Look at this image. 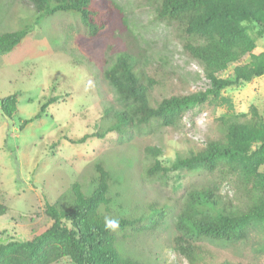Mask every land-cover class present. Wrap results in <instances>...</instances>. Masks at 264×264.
Listing matches in <instances>:
<instances>
[{
	"label": "rangeland",
	"instance_id": "374dc122",
	"mask_svg": "<svg viewBox=\"0 0 264 264\" xmlns=\"http://www.w3.org/2000/svg\"><path fill=\"white\" fill-rule=\"evenodd\" d=\"M94 2L109 8L106 26L97 36H91L73 13L41 16L28 0H0V35L27 30L17 46L0 51V97L15 93L18 98L11 118L0 112V200L9 207L0 216V241L10 235L29 238L50 226L46 200L68 201L75 181L89 185L87 193H91L94 184L89 182L98 175L97 163H102L112 175L114 214L139 215L155 202L167 206L161 223L126 247L156 264H190L174 247L175 222L187 190L217 182L225 199L235 203L245 193L236 189L233 176L199 165L155 177L148 176L147 169L156 158L170 165L178 155L222 138L219 118L224 115L248 112L252 105L264 114V74L223 91L233 109L209 100L187 111L177 126L154 122L132 135L110 132L73 143L70 138L101 126L105 108L119 107L104 70L120 51L142 56L144 67L158 82L151 91L154 104L164 97L204 90L209 84L200 63L183 49L176 24L156 17L157 0ZM249 27L257 46L264 49V33L259 35L251 23ZM233 67L222 76H231ZM52 97L56 101L46 114L21 129L22 121L33 117ZM147 147L162 153L155 157ZM200 246L213 256L211 264H220L225 257L264 264V225H253L242 242L202 240ZM54 264L73 263L64 258Z\"/></svg>",
	"mask_w": 264,
	"mask_h": 264
},
{
	"label": "trees",
	"instance_id": "16d2710c",
	"mask_svg": "<svg viewBox=\"0 0 264 264\" xmlns=\"http://www.w3.org/2000/svg\"><path fill=\"white\" fill-rule=\"evenodd\" d=\"M41 16L58 12L73 13L81 19L91 36L106 26L109 8H100L95 0H28ZM156 17L176 24L183 49L202 66L209 84L204 90L164 97L153 103L151 91L158 83L143 65V58L131 50L120 51L104 70L113 87L119 107L110 105L101 114L96 131L69 141L83 143L89 137H104L110 132L131 134L154 122L173 127L180 124L187 111L206 102L227 104L223 91L264 74V49L257 46L249 23L259 35L264 33V0H157ZM27 30L0 35V51H9L25 37ZM234 65L232 75L222 73ZM55 97L41 110L20 124L21 129L46 114ZM18 109L17 94L0 97V112L11 118ZM222 138L210 139L206 145L188 155H178L170 165L157 158L147 169L150 177L171 171L203 166L234 177L236 189L245 198L235 203L226 200L217 182L191 187L184 196L175 222L174 247L190 264H211V253L200 246L202 240L223 243L242 242L249 238L255 224L264 225V114L256 105L248 112L219 118ZM54 145V144H53ZM155 157L156 147L145 149ZM263 167V168H262ZM97 177L91 193L80 181L71 185L68 201L46 200L45 212L50 226L29 238L5 236L0 241V264H54L69 258L73 264H156L127 248L145 230L155 228L166 216V205L152 203L139 215L114 214L112 175L97 163ZM9 207L0 200V216ZM119 220L115 231L104 228L105 217ZM150 221V222H145ZM4 237V236H3ZM199 242V243H198ZM220 264H247L225 257Z\"/></svg>",
	"mask_w": 264,
	"mask_h": 264
},
{
	"label": "clouds",
	"instance_id": "9594fccd",
	"mask_svg": "<svg viewBox=\"0 0 264 264\" xmlns=\"http://www.w3.org/2000/svg\"><path fill=\"white\" fill-rule=\"evenodd\" d=\"M119 220L116 218L105 217L104 218V228L106 230L115 231L119 228Z\"/></svg>",
	"mask_w": 264,
	"mask_h": 264
}]
</instances>
